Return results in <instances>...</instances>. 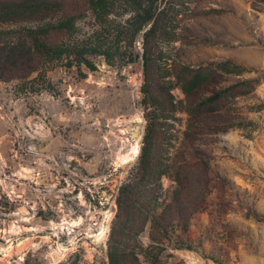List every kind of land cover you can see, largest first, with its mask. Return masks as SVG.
<instances>
[{
    "label": "rangeland",
    "instance_id": "obj_1",
    "mask_svg": "<svg viewBox=\"0 0 264 264\" xmlns=\"http://www.w3.org/2000/svg\"><path fill=\"white\" fill-rule=\"evenodd\" d=\"M52 1L0 28L66 50L0 79V264H264V0H158L147 43L123 2ZM226 60L251 72L188 99L177 73Z\"/></svg>",
    "mask_w": 264,
    "mask_h": 264
},
{
    "label": "trees",
    "instance_id": "obj_2",
    "mask_svg": "<svg viewBox=\"0 0 264 264\" xmlns=\"http://www.w3.org/2000/svg\"><path fill=\"white\" fill-rule=\"evenodd\" d=\"M146 1L147 8H143L141 4L143 0H89L90 6L97 16H101L105 10L112 7L116 2H123L125 5L130 6L131 11L135 14L131 17L130 22H132L133 26H137V32L141 31L144 25L152 21L151 27L144 33V41L147 43L149 37L155 33L159 16H156V13L153 11L154 4L158 0ZM59 7L60 2L52 0H0V28L3 24L10 22L27 21L32 20V18L37 20L43 14L56 10ZM213 12L219 14L221 11L213 10ZM73 25L74 20H66L56 26V31H68L73 28ZM24 33L25 35H19V37L15 38L11 35L16 33L0 29V79L10 77L11 75L27 74L35 70V51L45 56L47 61L59 60L66 51L62 46L51 47L46 42L39 40V35L48 33L46 28L28 30ZM27 38L31 39L32 44H28V47L24 48L21 39L25 43H28ZM147 62L148 59L146 57L144 61L146 66ZM250 72V69L226 60L220 63H211L198 70L183 68L176 76L182 92L189 99V97L201 91L203 87L214 82L219 73L240 76ZM258 83V80L253 79L231 85L213 93L202 102L203 105L193 106L189 104L187 112L190 116H196L199 113V108L202 110V106L212 105L224 98H230L233 92L241 86L244 89H239L238 94L245 95L250 89H254ZM255 110L261 111L262 107H257ZM126 190L127 188H123L122 193H125Z\"/></svg>",
    "mask_w": 264,
    "mask_h": 264
},
{
    "label": "bare ground",
    "instance_id": "obj_3",
    "mask_svg": "<svg viewBox=\"0 0 264 264\" xmlns=\"http://www.w3.org/2000/svg\"><path fill=\"white\" fill-rule=\"evenodd\" d=\"M138 151H139V147H138V145L136 144V145H134L133 148H132V154H133V155H136V154L138 153ZM133 158H134V157H133ZM128 159H129V158L126 156V157H123V158H122V161H127ZM130 160H131V159H130ZM103 234H104V230H102V231L100 232L99 237H102Z\"/></svg>",
    "mask_w": 264,
    "mask_h": 264
}]
</instances>
